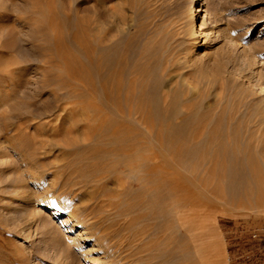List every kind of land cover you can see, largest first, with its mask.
Instances as JSON below:
<instances>
[{"label":"rangeland","instance_id":"1","mask_svg":"<svg viewBox=\"0 0 264 264\" xmlns=\"http://www.w3.org/2000/svg\"><path fill=\"white\" fill-rule=\"evenodd\" d=\"M195 1L0 0V264H264V0ZM171 125L201 180L159 216Z\"/></svg>","mask_w":264,"mask_h":264},{"label":"bare ground","instance_id":"2","mask_svg":"<svg viewBox=\"0 0 264 264\" xmlns=\"http://www.w3.org/2000/svg\"><path fill=\"white\" fill-rule=\"evenodd\" d=\"M197 2H198V6L194 8V13L195 14H198V13L202 14L203 8H202L201 0H196L194 3H197ZM74 38H73V41H75V46H77L78 48H83L84 44L81 43L79 40H75ZM197 46H198V41H195L193 51L196 50ZM152 91H153L152 89L151 90L147 89L144 92L142 91V93L139 96H140V98H144L147 101V103L150 104V105L148 104L149 110L151 111L150 120H152L151 123L153 125V124H155V122L157 123V122H160L162 120L166 121L170 118H169V109H165L163 106H161L159 104L158 99H156L155 97H153L151 95ZM128 100L129 99L126 96L125 97V114L129 113L131 110V108L129 107L128 102H127ZM170 131H171V133H173L171 136L172 140H170V141L175 143L174 150H173V158H172L173 165L175 167V171L173 174L170 175L171 176L170 179L173 180L175 188H174V190H172V189L171 190L170 189L158 190L156 187V182L149 181V182L145 183V185L146 184L147 185L144 187V192L148 195L147 198L145 200H143L141 198L138 201L140 204H143V203H145V201H148V202H146V205L153 206L154 208H160L159 216H166L165 215L166 212L173 209L174 205L177 202H179L177 200L183 199V201H186L188 199V197L190 195V191L192 189L191 188L192 187V183H191L192 179L193 180L196 179V181L198 180V182H199L198 184H200V180H201V177H199L198 174H199V172H201L199 170L201 169L202 166L199 164L197 165V163L192 162L193 158H194L193 148L195 146V144H191L193 141L192 140V138H193L192 133L191 134H183L182 125H175V126L173 125L171 127ZM114 140H115L116 145H118L117 146L118 149L121 151L120 153H123V155L121 154L120 156L122 158H125V137L118 135ZM232 149L234 151L236 148H232ZM239 149H240V147H239ZM217 150L218 149H216V151ZM223 152L225 154L224 155L225 159H224V161H221V165H219V167L220 166L221 167L220 168L218 167L219 168L218 170H220V172H219V175H217V176H219V178L221 179V181H222L221 184L223 185V188L226 191L231 192L232 194L236 195V193L240 192L241 190L248 189L250 187V185L248 184L247 178L241 177L242 176L241 175L242 170L238 169V167H237V162H238L237 156L233 153H230V152L225 153V151H223V150H222V152L220 151L219 153L220 154L222 153V155H223ZM196 154L198 155L199 158L202 156V155H200L201 153L200 154L196 153ZM156 156L157 155L155 154V151L153 150L151 155L146 157V159L152 160ZM217 156L218 155H216L215 159L216 158L218 159L220 157L219 158V161H220L221 156H219V157H217ZM224 157H222V158H224ZM201 159H203V158H201ZM212 160H213V158H212ZM221 160H223V159H221ZM219 161H218V164L220 163ZM215 164H217V163L215 162L213 165H215ZM170 165H172V164H170ZM199 166H200V168H199ZM183 170L185 171V173L182 172ZM214 172H216V171H214ZM243 175L245 176V174H243ZM172 194H178V198L177 199L170 198L171 197L170 195H172ZM177 215H179V214H176V216ZM174 217H171V215H170L168 220L174 221ZM87 261H90V260H87Z\"/></svg>","mask_w":264,"mask_h":264}]
</instances>
